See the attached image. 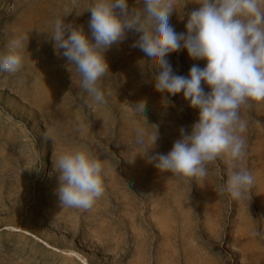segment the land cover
<instances>
[{"label":"rangeland","instance_id":"1","mask_svg":"<svg viewBox=\"0 0 264 264\" xmlns=\"http://www.w3.org/2000/svg\"><path fill=\"white\" fill-rule=\"evenodd\" d=\"M93 3L0 0V52L8 40L28 36L21 70L0 73V264H264V103L240 110L248 124L240 166L255 180L245 199L221 191L237 170L226 157L208 165L203 184L161 173L148 157L171 151L180 128L190 131L199 110L182 92L155 90L159 70L149 69L145 53L132 47L140 35L132 32L104 52L109 73L100 86L107 103L93 105L75 66L71 72L49 35L62 18L91 39L87 8ZM128 4L143 7L142 0ZM199 7L196 0H177L170 17L177 33H186ZM168 59L177 75L206 66L187 50ZM140 101L147 124L132 108ZM154 126L155 145L139 155L136 130L147 137ZM46 130L53 140L42 139ZM74 149L106 162L105 191L89 210L63 208L56 191L55 161Z\"/></svg>","mask_w":264,"mask_h":264},{"label":"clouds","instance_id":"2","mask_svg":"<svg viewBox=\"0 0 264 264\" xmlns=\"http://www.w3.org/2000/svg\"><path fill=\"white\" fill-rule=\"evenodd\" d=\"M196 2L200 7L190 13L186 33H177L170 23L173 11H177V0H142L141 8H130L128 0H94L87 8L91 12V39L83 28L65 24L62 18L55 20L49 35L55 49H63L60 54L67 58L71 72L70 65L75 66L80 87L93 105L103 106L107 93L100 82L109 73L104 52L124 41L129 32L139 33L132 47L145 53L149 69L159 70L155 90L170 96L182 92L189 106L199 110V118L190 131L180 128L181 138L171 151L149 156L148 162L178 181L203 184L208 165L226 157L237 170L228 176L221 191L240 201L248 196L255 182L253 174L240 166L246 155L243 134L248 127L240 110L264 103V0ZM25 41L28 36L24 35L7 41L5 50L0 52V73L15 74L21 70ZM180 50H187L194 60H206V66L193 65L188 76L175 74L168 56ZM144 66L145 61H141L142 69ZM202 82L210 91L205 92ZM132 108L147 124L142 115L145 102H137ZM42 139L53 140V133L46 130ZM157 139L156 127L147 137L145 130L138 128V154L146 155ZM146 143L150 147L145 148ZM54 167L59 172L56 191L63 208L89 210L102 197L107 175L105 161L87 150L74 149L59 155Z\"/></svg>","mask_w":264,"mask_h":264}]
</instances>
